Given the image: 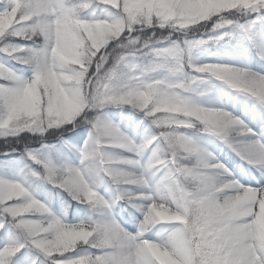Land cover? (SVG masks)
<instances>
[{
  "label": "snow or ice",
  "instance_id": "obj_1",
  "mask_svg": "<svg viewBox=\"0 0 264 264\" xmlns=\"http://www.w3.org/2000/svg\"><path fill=\"white\" fill-rule=\"evenodd\" d=\"M262 32L264 0L229 7L216 0H0V138L23 144L25 134L90 126L80 167L42 161L26 144L19 161L0 167L41 166L43 179L97 217L62 222L25 179L0 175V264H264V142L240 118L195 99L213 77L226 85L235 77L241 85L227 88L264 111V72L193 59L228 36L247 40L264 63ZM164 103L188 116L160 111ZM107 106L131 107L155 133L135 144L104 118ZM181 129L219 140L259 173L256 186L235 179ZM149 149L143 166L113 155ZM103 177L116 186L111 202L92 183ZM116 200L141 214L134 233L112 218Z\"/></svg>",
  "mask_w": 264,
  "mask_h": 264
},
{
  "label": "rangeland",
  "instance_id": "obj_2",
  "mask_svg": "<svg viewBox=\"0 0 264 264\" xmlns=\"http://www.w3.org/2000/svg\"><path fill=\"white\" fill-rule=\"evenodd\" d=\"M96 14L103 18L106 15V12L96 11ZM227 31L228 30L224 29L216 34H223V32ZM261 35H264V32H262ZM20 43L23 42L21 41ZM252 49L253 47L247 40L233 39L230 41L229 37L225 36L224 40H222L219 44H213L210 42L201 49L197 50L193 59L196 63H221L238 67H248L252 71L256 72H264V63L259 60L256 51H252ZM0 59H3V57H0ZM12 67L20 71L25 77L31 75V72L25 70L22 66L21 68L13 64ZM208 83L212 86L211 91H209L206 95L195 97L197 102L204 107L221 108L228 111L233 116L240 118L249 128L252 129L253 132L257 134V137L261 140V142H264V132H262L261 129V124L264 122V111H262L259 107L254 109L251 101L246 100L234 90L227 88V86L223 85L221 82L210 79ZM201 87H203V85ZM103 114L104 118L118 127L121 132L128 135L129 138H131L137 145L142 143L148 136L156 131L154 127H150L149 121L144 119L141 113L128 106H107L103 109ZM252 114L256 115L255 118L251 117ZM90 115H94V113H90ZM72 128V126L68 127V129ZM89 131L90 127L85 131L80 142H67V140H65L66 138H61L58 143L54 145L44 144L46 147L41 146L39 149L30 150L35 151L38 158L42 161H48L57 167L62 165L80 167L81 163L78 150L83 147ZM180 131L191 137L198 146L206 149L214 156L221 154L225 160L218 161L229 169L235 179L239 180L242 184L256 186V182L260 179L259 173L245 164L219 140L207 134H196L193 130L181 129ZM113 155L118 158H130L136 160L141 166H143L147 163L149 157L151 156V149L146 150L139 156L119 150H115ZM20 164L21 163H18L9 169L0 167V175L14 177L16 179H25L30 193L34 196V198L45 203L50 212L56 216V218L61 219L62 222L68 224L88 223L90 219L94 220L97 218L96 214L90 210L89 207L72 200L84 207L85 211H82L79 208H74V205L69 203V201L61 194H54L53 201H51L48 195H37L36 184L37 181L42 178L40 171L42 170L41 166L33 164L31 161H25L24 164H21L24 165L22 167H20ZM133 171H139V169ZM32 173H35L36 175L33 176ZM260 182L264 183V181ZM92 183L96 188V191L106 201L111 202L115 199L116 186H114L109 178H95ZM128 191L135 193L139 192L140 189L130 188ZM117 206L119 207V210L128 208V216L124 217L119 215L116 210ZM111 214L112 218H114L122 228L130 233H134L136 230L133 217L136 220L141 219V214L128 207L123 200L115 201L114 205L111 207ZM4 238L5 234L0 232V244H2ZM32 255H35V253H32Z\"/></svg>",
  "mask_w": 264,
  "mask_h": 264
},
{
  "label": "trees",
  "instance_id": "obj_3",
  "mask_svg": "<svg viewBox=\"0 0 264 264\" xmlns=\"http://www.w3.org/2000/svg\"><path fill=\"white\" fill-rule=\"evenodd\" d=\"M100 12V10H96ZM98 14V13H97ZM237 15V14H234ZM242 22V19L241 21ZM243 23V22H242ZM228 30V29H226ZM17 67H21V65L14 64ZM22 68V67H21ZM69 127V126H68ZM90 126L83 123L82 121L78 122V126L67 130L65 128H60V129H53L50 130L49 132L45 133L44 137L40 136H28V134H25L23 138V144H17L15 141H9L7 144L5 143L2 138H0V152L8 151L11 148H16L17 152L11 153L8 156H3L0 155V165H3L5 162H10L12 160L14 161H19L20 159V153L22 152L24 145L26 144L29 149H39L42 145L47 144V145H54L58 143V141L61 138H66L68 139L67 142H80L82 137L84 136L85 131L89 128ZM25 162V161H24ZM24 162H22L24 164ZM21 163V164H22ZM20 167L24 166L21 165ZM27 168V167H26ZM41 171V176L42 178L37 181L36 184V194L41 195V196H49L51 201H53V195L54 194H61L63 197H65L69 203L74 205V208H79L82 211H85V208L80 206L79 204L75 203L72 201L71 197L63 190L54 187L52 184L48 183L45 179H43V174L42 170ZM115 186V185H114ZM88 207L87 205H84ZM70 207V205H69ZM72 208V209H74ZM119 207L117 206L116 210L118 211V214L124 217L128 216V208L119 210ZM85 213V212H84Z\"/></svg>",
  "mask_w": 264,
  "mask_h": 264
},
{
  "label": "clouds",
  "instance_id": "obj_4",
  "mask_svg": "<svg viewBox=\"0 0 264 264\" xmlns=\"http://www.w3.org/2000/svg\"><path fill=\"white\" fill-rule=\"evenodd\" d=\"M216 2L220 5V6H223V7H229L231 6L233 0H216ZM214 80H217V78L213 77ZM231 79H233L235 82L231 85H226L224 81L222 80H217L219 82H221L223 85L227 86V87H233V88H236V87H239L242 83L241 80L235 78V77H231ZM208 88H209V83H206V84H203V87H200V95L203 96L205 95V93H207L208 91ZM160 111L162 112H165V113H170L174 116H185L187 117L188 114L183 111L181 108H179L178 106H174L172 104H169V103H164L163 106L159 109ZM190 119L192 120H199L200 117H199V114L197 115H192L190 117ZM217 124L220 123L219 121V118L218 117H213L212 118ZM233 132L235 131L234 129L232 130Z\"/></svg>",
  "mask_w": 264,
  "mask_h": 264
},
{
  "label": "bare ground",
  "instance_id": "obj_5",
  "mask_svg": "<svg viewBox=\"0 0 264 264\" xmlns=\"http://www.w3.org/2000/svg\"><path fill=\"white\" fill-rule=\"evenodd\" d=\"M255 116H256L255 114L251 115L252 118H255ZM215 157L219 161H224L225 160L221 154L220 155H216Z\"/></svg>",
  "mask_w": 264,
  "mask_h": 264
}]
</instances>
